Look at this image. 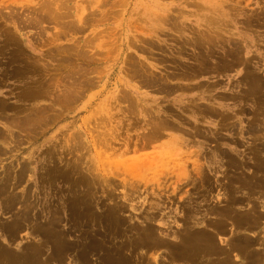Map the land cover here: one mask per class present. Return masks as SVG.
<instances>
[{
    "label": "rangeland",
    "instance_id": "obj_1",
    "mask_svg": "<svg viewBox=\"0 0 264 264\" xmlns=\"http://www.w3.org/2000/svg\"><path fill=\"white\" fill-rule=\"evenodd\" d=\"M62 263L264 264V0H0V264Z\"/></svg>",
    "mask_w": 264,
    "mask_h": 264
},
{
    "label": "bare ground",
    "instance_id": "obj_2",
    "mask_svg": "<svg viewBox=\"0 0 264 264\" xmlns=\"http://www.w3.org/2000/svg\"><path fill=\"white\" fill-rule=\"evenodd\" d=\"M193 69V68H192ZM197 68H195L194 70H196ZM199 69V68H198ZM187 72V71H186ZM154 82V81H153ZM164 125V124H163ZM151 231V230H150ZM40 233V232H39ZM151 235H152V233H151ZM161 244H164V243H161ZM58 247V246H57ZM159 248V247H158ZM157 248V249H158ZM56 256V255H55ZM57 257V256H56ZM222 262V261H221ZM224 263V262H223ZM92 264V263H91Z\"/></svg>",
    "mask_w": 264,
    "mask_h": 264
},
{
    "label": "crops",
    "instance_id": "obj_3",
    "mask_svg": "<svg viewBox=\"0 0 264 264\" xmlns=\"http://www.w3.org/2000/svg\"><path fill=\"white\" fill-rule=\"evenodd\" d=\"M59 263V262H58ZM63 264V263H62ZM71 264H73V263H71Z\"/></svg>",
    "mask_w": 264,
    "mask_h": 264
}]
</instances>
